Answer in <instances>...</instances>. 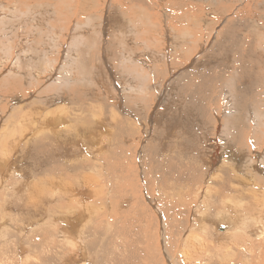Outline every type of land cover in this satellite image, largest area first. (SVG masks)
Listing matches in <instances>:
<instances>
[{
  "label": "bare ground",
  "instance_id": "6f19581e",
  "mask_svg": "<svg viewBox=\"0 0 264 264\" xmlns=\"http://www.w3.org/2000/svg\"><path fill=\"white\" fill-rule=\"evenodd\" d=\"M81 1L0 0V61L6 62L5 66L0 65V78H3L0 82V264H264V213L261 210L264 208V111L259 108L261 103L257 110L249 109L252 99L260 97L264 101V61L262 53L258 52L260 48L256 50L250 37L238 40L231 27L220 25L223 29L217 34L223 36V41L214 43L201 57L202 64L193 67L190 66L191 56L208 44L206 35L195 50L189 52V48L195 46L193 43H198L196 27L204 25L201 23L204 15H195L202 11L182 0L178 1V7L175 4V9L162 8L158 4L160 0H124V3L114 0L125 17V12L129 13L126 7L134 3L132 14L144 12L141 14L148 23L144 25L135 19V26H122L115 20L114 39L109 41L111 16L101 9L98 25L92 23L96 21L93 15L83 16L86 22L82 27L92 25L97 28L96 35L93 31L90 34L78 32V35L74 30L71 37L69 34L68 38L64 37L65 43L61 41L60 50L56 49L57 58H50L46 50L35 59L34 49L27 45L31 44L30 31L37 30L31 18L46 12L45 8L41 9L42 4L53 3L57 17H65L69 24L72 20L79 28L78 22L82 20L77 22L76 16L81 10L85 12L79 10ZM105 1L104 6L108 5ZM247 1L248 6L259 3ZM96 4L102 5L101 0ZM232 5L228 10L234 7ZM105 13L107 25L104 26L102 15ZM177 14L191 17L184 21L177 18ZM158 16L163 19L155 22L153 19ZM220 22L214 21L213 26L217 27ZM20 24L23 25L20 32L27 36L21 41L25 47L13 48V41L18 42L13 34H18ZM159 26L165 27L160 36L165 39V47L168 42L170 51L149 52L145 56L151 64L148 67L134 49L142 42L135 43L133 37L135 32L142 34L144 27L145 34L150 35ZM93 36L98 38L99 45L107 44L105 51L99 49L96 65L90 56V46L89 51L84 50L85 44H93ZM129 38L134 43L124 48ZM191 43L193 45L188 47ZM83 45L85 48L80 47ZM218 52L225 59L227 70L224 75L219 74L223 87L216 89L223 103L215 104H224L221 113L217 111L223 120L219 122L218 117L212 125L206 121V133L200 135V127L194 120L197 116L202 119V115L204 118L212 115L210 97L205 96L207 93L197 96L186 92L198 84L196 79H202L199 77L202 71L217 74L215 71L222 65ZM168 62L175 74L172 73L174 79L166 87ZM163 74V80H156ZM152 78L158 85L155 83L148 89L145 82ZM201 83L196 90L207 92ZM93 84L102 89L104 98L88 97L85 88ZM150 92L154 95L149 114L147 112V125L144 120L137 124L132 107L127 105L131 110L128 113L123 105L126 106L130 96L138 102L137 97H145ZM179 96L183 104L180 105L184 110L186 105L192 106L195 117L186 111L179 117H176L177 110L173 111L177 114H173V101H178ZM134 109L137 111L138 106ZM102 111L107 112L105 118L101 116ZM201 121L196 118V123ZM142 130L145 131L143 136ZM179 130L181 139L172 151ZM153 133L159 138L157 142L151 140ZM124 137L131 139V144L137 139L133 155H125L123 146L128 141L123 140ZM252 146L256 149L253 156ZM147 155L152 166L148 163L150 167L147 165L145 169L142 158ZM174 167L177 172H184L175 174ZM129 172L130 178L137 181L138 197L133 198L134 190L130 187L134 186L131 184L134 180L129 179ZM172 180L179 184L177 190L174 183L167 187ZM141 181L146 183V188L140 187L143 191L138 188L145 184ZM168 188L172 189L173 202H166ZM177 205L182 211L180 215ZM246 209L259 210L263 217L257 218ZM107 210L113 214L118 236H129L128 231L121 228L130 224L129 232L132 227L138 229L134 234L138 242L135 241L146 247L135 254L132 251L121 253L127 247L124 237V241L117 242L113 255H110V247L100 246L101 251L94 247L97 227L105 230L106 236L101 237L107 238L109 234L110 229L103 228L106 224L100 225L104 224L101 220L109 213ZM182 215L188 217L185 223L178 219ZM172 221L176 224L174 231H171ZM220 227L225 230L221 231ZM101 239V245L105 244L106 240Z\"/></svg>",
  "mask_w": 264,
  "mask_h": 264
},
{
  "label": "rangeland",
  "instance_id": "374dc122",
  "mask_svg": "<svg viewBox=\"0 0 264 264\" xmlns=\"http://www.w3.org/2000/svg\"><path fill=\"white\" fill-rule=\"evenodd\" d=\"M84 1V2H83ZM97 1L98 0H82L81 2H80V4H81V7H80V4H79V10H81V9H84L85 10V12H82V10H81V12H79V10H78V12H79V14H77V22L78 21H80V20H82L80 23L78 22V24L79 25H81V26H79V28L78 27H76V25H77V23H74V22H71L72 20H70V24L69 23H66L65 22V17L62 19V16H58L57 17V12L55 11V6L53 5V3L52 4H42V7H41V9L43 10L44 8H45V10L44 11H46L45 13H39L38 15H37V17H32L31 18V23L34 25V26H36L37 28V30H36V32L35 31H30L31 32V37L29 38V41L31 42V44H32V46H31V44H28L27 45V48H33L34 49V51H35V56H34V58L36 59V58H39L38 56H40L41 57V55L43 54V51H46L47 50V52H49V56H50V58H52V59H54V58H57V54H56V52L58 53V51L60 50V47H58L59 45H61L62 43H61V41L63 42V43H65V39H64V37H66V38H68V34H69V37H71L72 36V32H74V30L77 32V34L79 35V33L80 34H82L84 31V33H87V32H89V34L90 33H92L91 31H93L94 33H92V34H94V35H96V29L97 28H95V27H93L92 25H88L87 26V28L85 27V28H83L82 27V25H83V22H86V20H84L83 18V16H87V15H93L92 16V18L93 19H95L96 18V21H92L91 19L92 18H90V20L92 21V23L93 24H95V25H98L99 24V21H98V16L100 17V12H101V9L103 10L104 9V12H106L107 14H108V12H110L109 13V15L111 16V18H110V20H111V25H110V27L108 28V40L109 41H111L112 39H114V33H113V24H114V22H115V20L120 24V25H122L123 26V24L125 25V26H127V25H134L135 26V24H136V21H135V19H137V20H140V21H142L143 23H144V25H146L147 23H148V19L146 18V16L144 17V15L143 14H141V13H144V12H141L139 15H133L132 14V12H134V11H132L133 10V6H134V3H132L131 4V6H132V8H131V6H129L130 7V9H129V7H126L128 10H129V13H127V12H125L126 13V17L125 16H123V14H122V8H119V7H121L120 5H118L117 3L115 4V2H114V0H106L105 2L106 3H108V5H103V0H101V2H102V5H100V4H96L97 3ZM122 2H120V0L118 1L119 3H124V2H129L130 0H121ZM124 1V2H123ZM152 2L154 1V0H151ZM156 1V0H155ZM178 1L179 0H160V2L158 3V4H161V6H162V8H165L166 6L167 7H169V8H176V7H178L179 6V4H178ZM184 3H191L193 6H195L196 8H198V9H195V10H199V11H202V12H199V13H196L195 15H199L200 13H201V16H203V18L202 19H204V20H202L201 21V23L202 24H204V25H202V28L201 27H196V32L198 33L197 34V37H198V43H193L195 46H191V45H193L192 43L191 44H189V46L188 47H190L189 48V52H191L190 50H192V51H194L195 50V48L200 44V41H201V38L203 39L204 38V36H206V35H208L209 37H208V44H207V46H205V48L203 49V50H201V51H199V52H197L195 55L193 54L191 57H192V64L190 65V66H193V67H195L196 65H198V64H200L201 62H200V59H201V57L203 56V55H205L210 49H211V47H212V45L214 44V43H216V44H219V42H221V41H223V36L222 35H219L218 36V34L220 33V31H222L221 29H223L222 27H224V26H227V27H231L232 29H233V34H235V36L238 38V40H242V38H244L245 40H246V38H248V37H250V40H252V41H254V43H253V45H255V48H256V50L258 49V48H260V49H258L257 51L259 52V54H261L262 55V59H263V61H264V55H263V53H264V20H262V18H264V0L262 1V0H257L259 3H256V4H254V5H251V6H248V1L247 0H187V2H186V0L184 1V0H182ZM241 1V3H239ZM134 2V1H133ZM177 2V3H176ZM234 2V3H233ZM89 5H88V4ZM105 3V4H106ZM231 3V4H230ZM175 4H176V7H175ZM178 4V5H177ZM232 4H234V9L232 8L231 10H228V8H230L231 6L230 5H232ZM76 5V4H75ZM99 5V6H98ZM135 5H137V4H135ZM208 5V6H207ZM237 5V6H236ZM44 6V7H43ZM47 6V7H46ZM83 6V7H82ZM90 6V7H89ZM110 6V7H109ZM114 6V7H113ZM233 6V5H232ZM92 7V8H91ZM97 7V8H96ZM255 7V8H254ZM76 8V7H75ZM100 8V9H99ZM111 8V9H110ZM125 8V9H126ZM135 8L137 9V7L135 6ZM168 8V9H169ZM90 9V10H89ZM107 9V10H106ZM110 9V10H109ZM124 9V8H123ZM205 9H207V10H205ZM87 11V12H86ZM132 11V12H131ZM77 12V13H78ZM94 12V13H93ZM103 12V11H102ZM101 12V13H102ZM104 14V15H102L103 16V25L105 26V24L107 25V23H106V15L107 14ZM255 13V14H254ZM82 14V15H81ZM79 15V16H78ZM178 16H177V18L179 17L180 18V20H184V21H188V19L191 17V15H186V14H177ZM230 15V16H229ZM54 16H56L57 17V19H56V21H54L55 19H54ZM81 16V17H80ZM95 16V17H94ZM101 16V17H102ZM104 16H105V18H104ZM160 16V15H159ZM158 16V18L157 17H154V19L153 20H155V22H160V20H162L163 18H160ZM59 17H60V19H59ZM188 17V18H187ZM35 18V19H34ZM52 20H51V19ZM80 18V19H79ZM82 18V19H81ZM115 18V19H114ZM122 18V19H121ZM229 18V19H228ZM49 19V20H48ZM62 19V20H61ZM176 19V18H175ZM259 19H260V21H259ZM48 20V21H47ZM225 20L226 21H228V23H225ZM257 20H258V22H257ZM50 21H53V22H50ZM176 21V20H175ZM220 22V21H222V24H219L217 27H215V25L213 26V22ZM239 21V22H238ZM48 22H50L51 23V25L52 26H50V23H48ZM62 22V23H61ZM107 22H108V20H107ZM205 22V23H204ZM46 23V24H45ZM59 23V24H58ZM61 23V24H60ZM64 23V24H63ZM88 23V22H87ZM221 23V22H220ZM262 25H261V24ZM42 24V25H41ZM49 24V25H48ZM53 24H56L58 27H56V25L54 26ZM63 24V25H62ZM68 24L70 25V26H68ZM209 24V25H208ZM68 27H67V26ZM84 25H85V23H84ZM83 25V26H84ZM120 25H118V26H120ZM206 25V26H205ZM222 27H221V26ZM47 26L49 27H51V29H50V27L49 28H47ZM55 27V29H53L54 27ZM75 26V27H74ZM91 28H90V27ZM23 27V25H21L20 24V26L18 25V28L20 29L19 30V32H18V34H16V36H15V33L13 34V37L14 38H18V39H16V41H18L17 43L15 42V41H13L14 43H12L13 44V48L14 47H17V48H19V47H25V46H23L22 44H21V41L23 40V39H26L27 38V36L24 34V33H22V32H20V31H22V28ZM43 29H42V28ZM65 27L68 29H65ZM72 27V28H71ZM80 27H82V28H80ZM215 27V29H213ZM69 28H71L70 29V31H69ZM74 28H76V29H74ZM94 28V29H93ZM102 28H104V27H102ZM106 28V27H105ZM165 27H161V26H159V28L157 29V28H155V30L153 31V33H150V35L149 34H145V31H144V29H145V27L144 28H142V31H140L142 34H138V35H136L137 34V32H135V34H134V37H133V39H134V41H135V43H138V44H140V41L142 42V45L140 46V47H135L134 49H135V52H137L138 53V57H139V59H141V60H145L146 61V63H147V66L149 67L151 64H150V61H149V59L148 58H146L145 59V56L147 57V55H148V53L149 52H153V51H155V52H158V51H162L163 53H164V51L166 52V53H168V51H170V47L168 46V42L166 43V47H165V39H163L161 36H160V34H161V30L162 29H164ZM201 28V29H200ZM208 28H210V29H208ZM38 29H39V31H38ZM53 29V30H52ZM66 31H65V30ZM81 29H82V32H81ZM88 31H87V30ZM90 29V30H89ZM26 30V29H25ZM113 30V31H112ZM148 30V29H147ZM146 30V31H147ZM210 30V31H209ZM213 30V31H212ZM54 31V32H53ZM60 31V32H59ZM96 31V32H95ZM217 31V32H216ZM38 32V33H37ZM47 32V33H46ZM62 32H66V34L65 33H63L62 34ZM79 32V33H78ZM216 32V33H215ZM258 32V33H257ZM44 33V34H43ZM56 34V35H53V34ZM71 33V34H70ZM109 33H111V34H109ZM155 33V35H154V37H153V34ZM218 33V34H217ZM29 34V33H28ZM27 34V35H28ZM51 34V35H50ZM88 34V33H87ZM22 36H24V37H22ZM26 36V37H25ZM29 36V35H28ZM49 36V37H48ZM51 36V37H50ZM52 36H53V38L54 39H52ZM60 36V37H59ZM214 36H215V38H214ZM40 37V38H39ZM94 37V36H93ZM139 37V38H138ZM211 37V38H210ZM22 38V39H21ZM39 38V39H38ZM47 38V39H46ZM61 38H63V40H61ZM95 39H93V40H91L92 42H93V44L92 43H89V44H85L86 45V48H85V45H83V46H80V47H84L85 49L84 50H86V51H89L90 50V56H92L91 58L92 59H94L95 60V65L97 64V61L99 60V55H100V50L99 49H101L102 51H105V48H106V46H107V44H106V42L103 44V46H101V45H99L98 44V38H96V36L94 37ZM217 38V39H216ZM256 38V39H255ZM262 38V39H261ZM51 39V40H50ZM92 39V38H91ZM163 39V40H162ZM249 39V38H248ZM20 40V41H19ZM35 42H34V41ZM38 40V41H37ZM49 40V41H48ZM97 40V41H96ZM146 40V41H145ZM256 40V41H255ZM259 40V41H258ZM42 41V42H41ZM59 43H58V42ZM138 41V42H137ZM212 41V42H211ZM97 43V44H95V43ZM133 40H131L130 38L127 40V42H126V45H124V48H130V47H132V45H133ZM146 42V43H145ZM256 42V43H255ZM54 43V44H53ZM114 43V42H113ZM260 43V46H258V44ZM51 44V45H50ZM106 44V45H105ZM262 44V45H261ZM17 45V46H16ZM160 45V46H159ZM162 45V46H161ZM164 45V46H163ZM55 46L57 47V48H55ZM92 47V49L90 48V47ZM99 46V47H98ZM157 46V47H156ZM89 47V50L87 49ZM142 47V48H141ZM165 47V48H164ZM59 48V49H58ZM158 48V49H157ZM209 48V49H208ZM254 48V47H253ZM50 49L51 50H53V51H50ZM56 49L58 50V51H56ZM206 49V50H205ZM263 49V50H262ZM85 51V52H86ZM108 51V50H107ZM99 55H98V54ZM220 53V54H219ZM40 54V55H39ZM107 54V56H109L110 55V53H106ZM109 54V55H108ZM55 55V56H54ZM97 55V56H96ZM96 56V57H95ZM194 56V57H193ZM233 56H235V54L233 53ZM218 60L219 61H221V67H218V69L215 71V72H217V74L216 73H212V74H209V71L208 70H204V71H202V75H200L199 77L200 78H202V79H196L195 80V82L198 80H200V83L202 84L201 86L204 88L205 87V89H207L208 91L207 92H204V91H199V90H196V88L198 87V85L200 84L198 81H197V83L198 84H196L195 86H194V88L193 87H191L192 89H190V91L187 93L186 92V94H188L189 95V93L190 94H198V95H205L206 93V95L205 96H207V98H209L208 99V103H210L209 105H210V107H212V115L211 116H213V118L210 116L209 118H204V115H202V119L200 118V117H195L196 116V114L195 113H193L191 110H192V106H190V105H186V107H185V110H184V107L182 106L183 104L182 103H180L182 100H180V96L179 97H176V99H179L177 102L176 101H173V103H174V105L176 106H174L173 105V108L174 109H172V112L173 111H175V110H177L176 112L178 113H175V112H173V114H177L176 115V117H179L182 113H184L185 111L186 112H188L189 113V115L191 114L192 116H194L195 117V124H198V126L200 127L199 128V131H198V133L200 134V135H204L205 133H206V121H208L209 122V124L210 125H212V124H215L216 123V119L218 118L219 119V122L220 121H222L223 120V117H222V114H220L221 113V111H222V106L224 105H219L220 103L222 104L223 102H222V100L219 98V91L217 92L216 91V89H221V87H223V80H221V77L219 76V74H221V73H223V75L225 74V72L227 71L226 70V68H224V63H226L225 62V59L221 56V52H218ZM221 57V58H220ZM96 58V59H95ZM98 58V59H97ZM109 59H111V58H109ZM215 61H216V59H215ZM197 62H199V63H197ZM5 63L6 62H3L2 63V61H0V65H4L5 66ZM109 63H110V60H109ZM114 63V62H113ZM169 63V62H168ZM110 64H112V63H110ZM202 64V63H201ZM160 66H161V69H162V64L161 63H159V69H160ZM189 66V67H190ZM216 69V68H215ZM214 69V70H215ZM9 70V69H8ZM163 70H164V66H163ZM184 71H186L185 69H183ZM175 72V70H172V67H171V65H170V63H169V65H167V75L169 74V76H168V78H167V80H166V83H165V86L166 87H168L169 86V84L170 83H172V81H173V79H174V77L173 76H171L172 75V73H173V75L175 74L174 72ZM222 71V72H221ZM169 72V73H168ZM219 72V73H218ZM7 73V72H6ZM6 73L5 74H3V75H6ZM206 73V74H205ZM208 73V74H207ZM215 74V75H214ZM262 74H264V66H263V70H262ZM218 76V77H217ZM164 77H165V75L163 74V75H161V77H160V79L158 78V79H156V80H163L164 79ZM1 80H0V82L3 80V78L1 77L0 78ZM207 79H209V80H207ZM98 80H101L100 82H101V84L103 83L104 84V86H105V82L101 79V78H98ZM147 80V79H146ZM158 81H155V78H152V80H147L146 82H145V86L149 89L150 88V86L152 87L155 83L157 84V82ZM204 81V82H203ZM218 81V82H217ZM207 82V83H206ZM215 83V85H213L214 83ZM245 82V81H244ZM246 82H248V81H246ZM245 82V83H246ZM150 83V84H149ZM169 83V84H168ZM206 83V84H205ZM94 84H95V82H94ZM93 84V87L92 86H90V87H86L85 88V90L87 89V92H88V97L90 96V95H95L96 97L98 96L99 97V99H101V98H104V96L102 95V89L99 87L98 88V86L96 85H94ZM205 84V85H204ZM137 85H140L141 86V83H139V82H137ZM158 85V84H157ZM208 85H210V86H208ZM219 85V86H218ZM212 86V87H211ZM217 86V87H216ZM209 87H211V90L209 89ZM214 87V88H213ZM195 89V90H194ZM213 89V90H212ZM90 90V91H89ZM194 90V91H193ZM199 91V92H198ZM210 91V93H208ZM215 91H216V93H215ZM201 92V93H200ZM96 93V94H95ZM215 93V94H214ZM208 94H210V96L208 95ZM153 95H154V93L153 92H150L148 95H145V97H141V98H138L137 97V100H138V102L137 101H135L136 100V98H132L133 96H130L131 98L129 99V100H127V102L129 103H127L126 104V106H125V104L123 105V107H124V109L123 110H126V111H128V113H129V110H130V108L128 109L127 108V105L129 106L130 105V107H132L133 109L135 108V107H137L138 106V109H137V111L135 110H133L132 108H131V110H132V113H135L136 114V116H137V120H138V123L137 124H140V121H142L143 122V120H144V125H147V120H148V114H149V111H150V107L152 106L151 104L153 103V99H152V97H153ZM182 95V94H181ZM197 95V96H198ZM212 95V96H211ZM217 95V96H216ZM217 98H216V97ZM146 98H148V99H146ZM211 98H212V100L214 101H212L211 100ZM257 98H259V99H257ZM256 99H252L251 100V105L250 106H252V107H249V109H254V110H257V106L259 107V104L261 103V105H260V110H262V111H264V101L260 98V97H257ZM133 99H135V100H133ZM220 99V100H219ZM254 100H255V103H254ZM132 101V102H131ZM140 101V102H139ZM146 101V102H145ZM147 102H148V104H147ZM212 102V103H211ZM219 103V104H215V103ZM140 103H142V104H140ZM144 103V104H143ZM172 103V104H173ZM175 103H177V104H175ZM213 103H214V106H212L213 105ZM258 103V104H257ZM136 104V105H135ZM179 104V105H178ZM180 104H182V105H180ZM212 104V105H211ZM255 104H257V105H255ZM99 105V104H98ZM215 105H216V107H215ZM217 105H219L218 107H217ZM100 106V105H99ZM146 106V107H145ZM256 106V107H255ZM126 107V108H125ZM148 107V108H147ZM102 109H104V110H108V108L107 109H105L104 107H101ZM122 108V107H121ZM120 108V109H121ZM147 108V109H146ZM175 108H177V109H175ZM221 108V109H220ZM140 109V110H139ZM180 109V110H179ZM220 109V110H219ZM122 109H121V111H123ZM130 110V111H131ZM139 110V111H138ZM217 111H219L220 113H218ZM143 112H144V114H143ZM147 112H148V114H147ZM155 112H156V109L153 111V115L155 114ZM215 112H216V114H215ZM107 112H104V111H102V117L106 114ZM219 115V116H218ZM147 116V117H146ZM215 116V117H214ZM221 116V117H220ZM251 116H252V114H251ZM106 116H104L103 118H105ZM144 117V118H143ZM153 117V116H152ZM196 118L197 119H200V120H202L201 121V123H196ZM220 118H221V120H220ZM147 119V120H146ZM205 121H204V120ZM207 119V120H206ZM218 122V123H219ZM136 123V122H135ZM151 123V118H150V122H149V124ZM204 123V124H203ZM160 124H162V123H160ZM201 124V125H200ZM150 127H152L151 125H149ZM139 127V126H138ZM155 127V126H154ZM144 128V127H143ZM158 128V127H157ZM157 128H155V130H158ZM144 130H142V132H141V136H143L142 134L143 133H145V131L143 132ZM263 131H264V128H263ZM156 132L157 131H154V133L156 134ZM152 134V137H151V140H154V142H157L158 141V139H157V136L155 135V134ZM178 133H179V136L176 138V140L174 141V146H176V147H174L173 146V149H171L172 151H174L175 150V148H177V144H178V142L180 141L179 139H181V131L179 130L178 131ZM209 134H211V132L209 131L208 132ZM156 137V138H155ZM128 137H124V139L123 140H126ZM129 139V138H128ZM128 139L126 140V142L128 141ZM157 139V140H156ZM178 139V140H177ZM136 141H137V139H135ZM136 141H135V143H133V144H131L132 143V140L130 139L125 145L129 148V150L132 148V150H130L129 151V153L128 152H126L127 151V149L128 148H126V146L124 145L123 147L125 148V150H124V152H125V155H128V154H134V151H136L135 149H137V147L136 146H138V144L136 145ZM129 143H130V145L132 146V145H134V146H130L129 145ZM137 143H138V141H137ZM130 146V147H129ZM136 147V148H135ZM254 147V148H253ZM135 148V149H134ZM134 149V150H133ZM184 153H186V150H182ZM253 151L255 152L256 151V149H255V146H252V153H251V156H253L252 154H253ZM251 152V151H250ZM127 153V154H126ZM187 154V153H186ZM162 155V154H161ZM145 158H147V160L145 161L144 159ZM144 159L142 158V163L144 164V166H145V169H147L146 168V166L148 165H150V164H148V163H151V162H149V159H148V155H147V157H145ZM151 158H154V157H151ZM150 158V159H151ZM157 158H159V157H157ZM185 158H186V156H185ZM164 159V157H160V160H163ZM136 160V159H135ZM174 163L173 164H175L176 163V161H173ZM129 164V163H128ZM129 166H131V168H132V165L131 164H129ZM151 166H152V163H151ZM136 167V166H135ZM138 167V166H137ZM150 167V166H149ZM148 167V168H149ZM155 170V169H154ZM176 172H175V171ZM173 171H174V173L175 174H177V173H183L184 171H180V172H177V169H176V167H174L173 168ZM157 172V171H156ZM130 173V172H129ZM154 174V173H153ZM152 175V174H151ZM128 176H129V179L130 180H134V182L133 181H130V182H133V183H131V184H133L134 186H136V187H134V186H132V187H130L132 190H134L133 191V198L134 197H138V195L140 194V192L138 193L137 192V181L134 179V178H130L131 177V173L130 174H128ZM133 177V176H132ZM142 179H143V177H141ZM156 179V178H155ZM136 181V182H135ZM156 181V180H155ZM142 183H145L144 181H141ZM171 182V183H170ZM172 183H174V189H176L177 190V187H178V183H175V181L174 180H172V181H169L168 183H167V187L168 186H171V184ZM170 184V185H169ZM178 184V185H177ZM144 186H145V188H146V183L145 184H143V185H141V186H139L138 188H143L144 189ZM162 186H164V184H162ZM139 189L140 191H143V189ZM170 190H172L171 188H168L166 191V193H168V198H165L166 199V202L168 201V202H173V200H175L174 198H172V196H171V192H170ZM114 193L115 192H113V195H114ZM259 205H261V204H259ZM153 207H154V205H153ZM177 208H178V210H177V214L178 215H180V214H182V211H181V209H179L180 208V206H178L177 205ZM262 208V209H261ZM260 209L263 211V213H264V208L263 207H261ZM212 211H215L214 209H211ZM216 210H218V209H216ZM247 211H249V213L251 212H253L254 214H256L257 215V218H260V217H263L262 216V212L261 211H259V210H254V209H246ZM246 210H245V213H248V212H246ZM108 211V210H107ZM123 211V210H122ZM211 211V212H212ZM103 211H101L100 213H102ZM109 212V211H108ZM107 212V213H108ZM124 212V211H123ZM179 212H181V213H179ZM210 212H208L207 214H209ZM248 213V214H249ZM250 213V214H251ZM252 213V214H253ZM103 214V213H102ZM105 214V213H104ZM109 214H110V216H109ZM112 215V216H111ZM103 216V215H102ZM109 216V217H108ZM255 216V215H254ZM182 217H183V215H182ZM182 217H180V218H178L179 220H180V223H185V221L187 220V218L188 217H186V216H184L183 218L185 219L184 221L182 220ZM102 218V217H101ZM100 218V219H101ZM107 218V219H106ZM99 219V220H100ZM103 220H101V222L102 221H104L103 223L104 224H102V223H100V225H108V227L105 225L103 228H105V229H110L109 230V234L107 235V238L105 237H101L102 236V234L104 235V236H106V234H105V230H102L101 228H102V226H99V228L97 227V229H98V235H97V238H96V242L94 241V243H96L95 244V246L94 247H98L99 249L98 250H100L101 251V249L102 248H100V246H107L106 248H108L109 249V247H110V249H111V252L114 250V249H116V245H117V242H122V241H124V238H125V236H122V235H119L118 236V234L116 233V229H117V226H114V223H113V214H111L110 212L107 214V215H105V217H103L102 218ZM111 219V220H110ZM133 221V220H132ZM179 223V224H180ZM171 224L173 225V228L171 229V231H174V229H175V227H176V224H175V222L174 221H172L171 222ZM174 224H175V226H174ZM178 224V225H179ZM130 225V224H129ZM129 225H126V226H123L122 228H121V230H123V231H128L127 233H129V236H127L126 238L128 239H126L125 240V246H127V247H124V249H122V251H121V253L123 252V251H132L131 253H133L134 252V254L135 253H137L138 251H141L140 249H144L145 247H146V244H140V243H137L138 242V240H136V238L138 239V237H137V235L135 236L134 234L137 232V228L136 227H132V229H130V232H129V229H128V227H129ZM132 225H133V222H132ZM131 225V226H132ZM135 225H137V223L135 224ZM96 226H97V224H96ZM125 227H126V230H125ZM137 229V230H136ZM133 230H136L135 232H133ZM123 231H121V233L123 232ZM112 232H113V234L114 235H112ZM137 234V233H136ZM122 238H121V237ZM117 237H120V238H117ZM124 237V238H123ZM133 237V238H132ZM136 237V238H135ZM103 240H102V239ZM109 238H111V239H109ZM117 238V239H116ZM129 238H130V240H129ZM102 240V242H105V240H106V242H105V244L104 243H102L103 245H101V241L99 242V240ZM105 239V240H104ZM108 239V240H107ZM118 239H120V240H118ZM137 242H136V241ZM110 243V245H109V243ZM130 241V242H129ZM172 241V240H171ZM100 243V245H98V246H96L97 244H99ZM108 243V244H107ZM135 244V245H134ZM136 244H138V245H136ZM130 245V246H129ZM140 245V246H139ZM139 246V247H138ZM112 247V248H111ZM135 248V249H134ZM105 249V248H104ZM131 249V250H130ZM134 251H133V250ZM96 250H97V248H96ZM108 255V254H107ZM110 255H113V252H112V254H110ZM109 255V257H111Z\"/></svg>",
  "mask_w": 264,
  "mask_h": 264
},
{
  "label": "water",
  "instance_id": "95a60500",
  "mask_svg": "<svg viewBox=\"0 0 264 264\" xmlns=\"http://www.w3.org/2000/svg\"><path fill=\"white\" fill-rule=\"evenodd\" d=\"M219 229H220L221 231H223V230H225V227H220Z\"/></svg>",
  "mask_w": 264,
  "mask_h": 264
}]
</instances>
